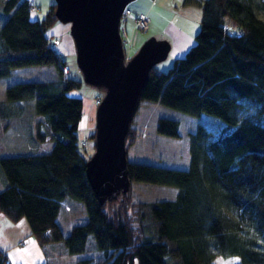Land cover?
Here are the masks:
<instances>
[{"label": "trees", "instance_id": "trees-1", "mask_svg": "<svg viewBox=\"0 0 264 264\" xmlns=\"http://www.w3.org/2000/svg\"><path fill=\"white\" fill-rule=\"evenodd\" d=\"M191 1L202 6L195 43L168 71L152 69L136 113L156 102L225 125L199 124L188 133L187 169L128 160V193L105 203L87 178L92 155L79 149L84 103L69 92L80 81L64 79L67 62L46 34L58 20L56 2L43 18L32 16L30 0L0 5V81L24 67L58 71L56 81L10 85L0 100V141L34 101V152L0 156V213L14 223L26 220L41 246L63 242L69 255L90 253L93 236L104 258L78 264H215L216 257L264 264V0ZM134 122L127 154L140 135ZM156 132L180 138V123L161 117ZM51 142V149L39 150ZM133 182L175 187L177 195L141 202ZM0 264H13L1 246Z\"/></svg>", "mask_w": 264, "mask_h": 264}, {"label": "rangeland", "instance_id": "rangeland-1", "mask_svg": "<svg viewBox=\"0 0 264 264\" xmlns=\"http://www.w3.org/2000/svg\"><path fill=\"white\" fill-rule=\"evenodd\" d=\"M46 1V2H45ZM41 0L38 2L40 18L47 15L49 3L55 0ZM4 0H0V5ZM128 6L133 12L144 10L148 12L151 23L147 30H140L134 24L132 17L128 18L126 29L127 39L131 42L125 46L126 58H131L141 44L152 36H168L173 42L172 36L163 30L170 22H179L185 26L184 21L189 20L199 24L202 17V6L188 0H133ZM35 13V12H34ZM33 13V14H34ZM264 19V12L259 13ZM33 16V15H32ZM182 18V19H181ZM186 27V26H185ZM71 24L57 20L46 29V34L58 41L55 44L56 50L65 58L69 70V78L80 81V86L69 92L71 96L81 97L84 103L83 115L79 124V140L88 138L89 147L79 146L80 152L89 157L95 152L93 140L90 134L95 132L96 115L98 106L95 104L97 97H103V93L95 87L89 86L84 82L83 76L77 66L76 50L73 37L70 32ZM173 44V43H172ZM185 55L175 45L172 46L168 58L157 65L160 71H168L174 61ZM58 80V71L54 66H31L14 70L11 77L0 81V100H5L6 88L10 85L25 81L52 82ZM32 106H25L24 118L19 119L17 126L7 129L0 141L2 150L0 156L16 155L25 152H34V143L30 130L33 126V115L37 118L34 110V101L30 100ZM248 111H253L254 106L248 105ZM36 115V116H35ZM166 117L177 120L180 125V138H170L157 134L156 127L158 119ZM133 125L139 131L137 143L129 148L128 160L154 164L170 168L187 169L190 165L189 139L188 133L196 130L199 124L214 130L224 127V122L208 114L192 116L181 111L172 109L156 102H145L140 105L139 111L134 116ZM53 143L41 146L39 150L51 149ZM33 149V150H32ZM0 177L4 173L0 168ZM1 179V178H0ZM133 195L136 200L141 202H155L162 200H174L177 195V188L149 183L133 182ZM0 246L5 250L13 264H78L80 260L91 258L101 260L104 254L95 247L94 238L90 236L88 247L90 253L69 255L63 242H56L41 246L38 241L30 235V226L26 220L18 223L12 222L4 214L0 213ZM91 259V260H92ZM240 260L237 257L223 259L216 257L215 264H237ZM131 264H139L138 260Z\"/></svg>", "mask_w": 264, "mask_h": 264}, {"label": "water", "instance_id": "water-1", "mask_svg": "<svg viewBox=\"0 0 264 264\" xmlns=\"http://www.w3.org/2000/svg\"><path fill=\"white\" fill-rule=\"evenodd\" d=\"M131 1L55 0L58 20L71 24L84 82L104 94L97 108L95 152L86 164L87 178L101 203L127 194L131 187L127 134L150 72L172 49L168 38L152 36L126 58L121 18Z\"/></svg>", "mask_w": 264, "mask_h": 264}, {"label": "crops", "instance_id": "crops-1", "mask_svg": "<svg viewBox=\"0 0 264 264\" xmlns=\"http://www.w3.org/2000/svg\"><path fill=\"white\" fill-rule=\"evenodd\" d=\"M34 1L38 5V2H40L41 0H34ZM50 4H51V2L49 3V5ZM141 12H146V11L141 10ZM146 13H148V12H146ZM35 16L39 17V14H37ZM150 20H151V18H150ZM181 21H184L183 24L186 27L181 25V24H178L179 22H177V23L170 22L169 24L166 25L163 32L164 33L168 32L169 35L172 36V39H173L172 46L175 45L177 47V49H179L181 52L186 54L189 51L190 47L195 43V37H196L197 32L200 29L201 23L199 26V24H195V22H192V21L190 22L189 20L183 19ZM180 128H181V125H180ZM180 137H182L181 133H180Z\"/></svg>", "mask_w": 264, "mask_h": 264}, {"label": "built area", "instance_id": "built-area-1", "mask_svg": "<svg viewBox=\"0 0 264 264\" xmlns=\"http://www.w3.org/2000/svg\"><path fill=\"white\" fill-rule=\"evenodd\" d=\"M37 9H38V7H37L36 3L33 0H30V4H29L30 12L31 13L37 12ZM129 17H132L134 19V24L140 30H147L149 28V25H150V17L148 15V13H146V12L135 13L132 11V9H130L129 7H126V9L123 12L122 18H121V35H122L124 46L131 44V42L126 38L127 37L126 25H127V21H128ZM225 27H228V26L226 25ZM238 33H240V30H238ZM68 73H69L68 69L64 68L63 69L64 79L67 78ZM101 102H102L101 97H97L95 99V104L97 106ZM79 145L86 148L87 146H89L88 139L87 138H85L84 140L82 139L79 142Z\"/></svg>", "mask_w": 264, "mask_h": 264}]
</instances>
